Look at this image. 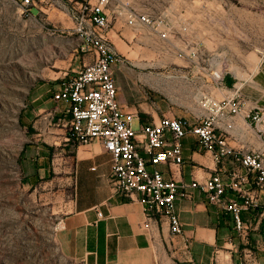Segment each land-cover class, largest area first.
Masks as SVG:
<instances>
[{
	"label": "crops",
	"instance_id": "1",
	"mask_svg": "<svg viewBox=\"0 0 264 264\" xmlns=\"http://www.w3.org/2000/svg\"><path fill=\"white\" fill-rule=\"evenodd\" d=\"M242 3L225 8L219 0H112L105 5L109 38L124 59L115 67L119 99L137 131L166 117L202 120L208 115L205 97L239 98L242 112L218 122V131L229 136L235 150L264 155V0ZM133 15L166 20L168 37L145 23L131 24ZM148 49L158 57L152 62L144 61ZM170 53L175 63L166 57ZM61 83L39 84L32 93L24 118L30 139L23 166L32 183H55L64 192L71 188L61 235L74 256L85 264H264V190L255 175L228 193L241 203L256 200L257 206L243 213L249 233L238 232L225 209L196 190L193 198L178 201L184 234L176 236L169 221L148 219L140 195L114 193L111 155L102 142L69 141L71 104L55 100ZM259 111L263 119L256 124L250 116ZM183 144L184 165L159 167L168 180L205 182L221 174L232 183L236 173L247 174L231 158L218 162L194 135Z\"/></svg>",
	"mask_w": 264,
	"mask_h": 264
},
{
	"label": "built area",
	"instance_id": "2",
	"mask_svg": "<svg viewBox=\"0 0 264 264\" xmlns=\"http://www.w3.org/2000/svg\"><path fill=\"white\" fill-rule=\"evenodd\" d=\"M14 1L33 15L32 9L44 0ZM111 1L100 0L95 5L85 0L78 2L74 10L75 32H82V50L93 53L95 59L74 75L63 78L55 95V100L71 104L73 118L69 141L83 145L102 142L111 155L114 193L128 198L140 195L148 219L169 221L174 235L184 234L178 201L193 198L196 190L205 192L211 203L222 206L233 218L238 232L249 233L251 226L245 222L243 213L257 206L256 200L248 199L241 203L228 199V193L241 189L251 175H255L257 187L264 190V155L235 150L229 136L220 133L217 127L218 122L235 119L242 112V101L239 98L217 100L205 97L202 106L208 115L204 119L190 121L166 117L160 124L148 125L142 132L137 131L133 118L125 115L119 99L115 67L123 60L109 38L111 22L104 8ZM115 1L125 4L126 0ZM137 22L147 24L163 38L168 37L169 24L162 18L131 16L130 23ZM216 77L220 76L216 74ZM250 117L258 124L263 114L259 111ZM190 135L198 138L204 150L214 153L218 162L231 158L245 168L247 174L236 173L232 183H227L221 174H215L205 182L185 183L166 179L159 167L186 163L183 142Z\"/></svg>",
	"mask_w": 264,
	"mask_h": 264
},
{
	"label": "rangeland",
	"instance_id": "3",
	"mask_svg": "<svg viewBox=\"0 0 264 264\" xmlns=\"http://www.w3.org/2000/svg\"><path fill=\"white\" fill-rule=\"evenodd\" d=\"M219 1L225 8L243 4ZM75 7L71 0H44L36 7L40 14L30 15L14 0H0V264H85L61 235L71 188L64 192L55 183H32L23 166L30 139L25 111L36 86L58 82L93 62L75 32ZM143 57L158 58L150 49ZM166 57L177 60L175 54Z\"/></svg>",
	"mask_w": 264,
	"mask_h": 264
},
{
	"label": "water",
	"instance_id": "4",
	"mask_svg": "<svg viewBox=\"0 0 264 264\" xmlns=\"http://www.w3.org/2000/svg\"><path fill=\"white\" fill-rule=\"evenodd\" d=\"M32 13H33V15H38V14H40V10H38L37 8H33Z\"/></svg>",
	"mask_w": 264,
	"mask_h": 264
},
{
	"label": "bare ground",
	"instance_id": "5",
	"mask_svg": "<svg viewBox=\"0 0 264 264\" xmlns=\"http://www.w3.org/2000/svg\"><path fill=\"white\" fill-rule=\"evenodd\" d=\"M76 33L82 39V32H76Z\"/></svg>",
	"mask_w": 264,
	"mask_h": 264
}]
</instances>
